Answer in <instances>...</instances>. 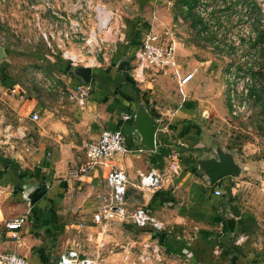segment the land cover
<instances>
[{"label":"rangeland","instance_id":"1","mask_svg":"<svg viewBox=\"0 0 264 264\" xmlns=\"http://www.w3.org/2000/svg\"><path fill=\"white\" fill-rule=\"evenodd\" d=\"M147 34L174 45L177 66L149 64L136 82L148 84L164 113L175 112L183 98L196 102V124L209 156L227 153L248 194L262 191L264 0H0L2 143L32 142L27 133L45 123L49 109L78 114L87 103L74 90L79 69H122V56ZM133 67L134 62L130 74ZM194 69L180 87L179 75ZM35 112L36 122L30 120ZM80 217L69 213L66 221ZM109 225L105 240L114 252L105 260L99 256L97 264H212L177 254L130 221ZM75 231L65 241L73 237L81 245L82 233ZM58 253L49 264H56Z\"/></svg>","mask_w":264,"mask_h":264},{"label":"crops","instance_id":"2","mask_svg":"<svg viewBox=\"0 0 264 264\" xmlns=\"http://www.w3.org/2000/svg\"><path fill=\"white\" fill-rule=\"evenodd\" d=\"M133 52L122 56L130 60L126 69H91L87 103L75 116L49 109L45 123L27 133L32 142L18 146L0 140V252L14 250L32 264H49L52 255L77 243L73 237L65 241L70 229L82 233L84 253L94 255L100 240L111 246L105 240L110 222L103 227L99 217L108 193L106 168L77 179L70 173L85 160V143L112 129L127 135V150L112 159L128 178L127 207H145L163 221L162 232L150 231L162 245L196 262L230 264L235 256L238 264H264V187L248 194L247 181L234 176L209 184L198 164L210 153L201 149L209 147L200 140L196 102L183 98L175 112L161 111L148 84L140 85L129 72ZM76 77L75 84L81 83ZM151 128L153 143L147 136ZM151 170L161 176L159 186L139 187V173ZM69 213L81 216L78 222L68 223ZM22 214L28 220L15 242L5 222ZM240 235L245 238L237 242Z\"/></svg>","mask_w":264,"mask_h":264},{"label":"built area","instance_id":"3","mask_svg":"<svg viewBox=\"0 0 264 264\" xmlns=\"http://www.w3.org/2000/svg\"><path fill=\"white\" fill-rule=\"evenodd\" d=\"M132 77L141 80L144 69L152 64L158 68L167 69L175 67L176 54L172 43L161 44L156 36L147 34L136 46L133 52ZM195 69L186 74L179 75V86L185 85L193 77ZM91 87L88 83H78L74 86L75 93L88 96ZM123 118H129L124 115ZM38 114L33 113L31 120L36 121ZM127 135L120 130L104 129L95 140L85 143V161L71 170L70 176L77 179L88 172L97 171L98 168H106L104 179L108 188L107 196L99 205V217L103 227L110 221L124 222L130 220L137 228L148 229L152 233H159L165 229L163 221L158 219L149 209L136 207L129 210L125 200L128 178L125 171L112 163V159L127 150ZM161 181V176L154 170L147 173H139V187L156 189ZM215 195H220L219 189L214 190ZM28 220L27 214L14 217L5 222L8 237L13 241L20 239V233ZM103 222V223H102ZM245 236H239L237 242L243 241ZM95 254L84 253L79 243L68 248L60 254L56 264H97V258L104 253H113L114 247L107 246L102 240L96 242ZM127 258V256H126ZM0 264H32L24 255L14 250L0 252Z\"/></svg>","mask_w":264,"mask_h":264},{"label":"water","instance_id":"4","mask_svg":"<svg viewBox=\"0 0 264 264\" xmlns=\"http://www.w3.org/2000/svg\"><path fill=\"white\" fill-rule=\"evenodd\" d=\"M3 55V48L0 46V57ZM128 67V62H124L122 68L126 69ZM77 75L81 78L84 83H89L91 80V68L82 67L77 72ZM153 128L147 132L148 140L153 143ZM217 156H209L205 159H198L199 167L204 171L209 179V184L213 185L216 181L227 177L236 176L240 169L238 165L232 160L231 156L227 153L217 150ZM37 197V196H36ZM230 264H238L236 262V257L230 259Z\"/></svg>","mask_w":264,"mask_h":264},{"label":"trees","instance_id":"5","mask_svg":"<svg viewBox=\"0 0 264 264\" xmlns=\"http://www.w3.org/2000/svg\"><path fill=\"white\" fill-rule=\"evenodd\" d=\"M76 78H77V77H76ZM91 78H92V77H91ZM92 79H93V78H92ZM77 80L81 81L80 78H77ZM183 106H184L185 108H188V107H190V104H189L188 102L185 101V102H183ZM190 147H191V146H190ZM201 149L203 150V152H204V151H206V152L208 151V152H209V148H207V147H202ZM156 235H157V234H154L155 237H156Z\"/></svg>","mask_w":264,"mask_h":264}]
</instances>
